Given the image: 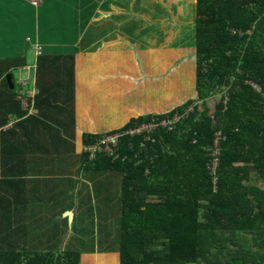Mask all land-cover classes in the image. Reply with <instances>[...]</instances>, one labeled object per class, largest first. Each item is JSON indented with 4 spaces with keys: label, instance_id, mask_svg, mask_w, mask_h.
<instances>
[{
    "label": "trees",
    "instance_id": "trees-1",
    "mask_svg": "<svg viewBox=\"0 0 264 264\" xmlns=\"http://www.w3.org/2000/svg\"><path fill=\"white\" fill-rule=\"evenodd\" d=\"M43 6L44 1L0 0L2 136L15 131L14 125L2 131L9 117L18 118V125L35 120L62 140L67 130L73 132L74 56L80 45L45 42L37 33ZM74 7L55 16L62 29L77 35L93 9ZM35 24L45 45L36 38L41 54L30 73L38 90L36 113L23 118L12 71L27 65L33 44L27 31ZM46 25L51 28V22ZM193 33L194 98L167 113L141 115L120 128L82 137L90 145L109 133L180 116L170 130L122 136L111 156L82 154L83 167L102 177L106 188L114 185L104 230L112 236L119 264H264V189L249 182L264 185V0H194ZM214 96L210 112L208 99ZM18 163L13 153H0V167ZM9 238L0 237V264H80L78 249L22 252Z\"/></svg>",
    "mask_w": 264,
    "mask_h": 264
},
{
    "label": "crops",
    "instance_id": "crops-1",
    "mask_svg": "<svg viewBox=\"0 0 264 264\" xmlns=\"http://www.w3.org/2000/svg\"><path fill=\"white\" fill-rule=\"evenodd\" d=\"M70 4L75 3L66 5ZM116 4L114 0H100L95 7L108 11ZM74 9L81 10L79 5ZM84 22L76 41L80 46L74 64L73 132L67 130L66 140H62L55 138L51 130L40 129L35 120L18 125V118L14 117H9L8 124L2 127V131H7L14 125L15 131L0 135V153H13L19 163L15 167H0V237H10L15 250L22 252L56 254L65 249H78L80 264H119L112 236L104 230L108 199L113 204L114 185L110 183L106 188L102 177L83 167L82 154L87 145L83 144L82 137L84 133L100 134L117 129L128 121L127 115L119 120L114 117L111 106L114 102L126 104L129 90L122 92L118 85L115 67V64L118 67V50L114 47L106 52L100 50L106 41L118 43L115 28L111 23L95 24L94 35L87 36L90 23ZM129 29L127 26L128 38H135V31L129 32ZM26 67L28 60L22 68ZM14 91L26 111L23 118L35 114L36 85L18 84ZM3 99L0 96V101ZM131 100L126 109L132 107ZM57 117L53 116L55 120ZM93 233L94 244L89 247L81 248L72 241V234L78 240H84V235L89 240Z\"/></svg>",
    "mask_w": 264,
    "mask_h": 264
},
{
    "label": "rangeland",
    "instance_id": "rangeland-1",
    "mask_svg": "<svg viewBox=\"0 0 264 264\" xmlns=\"http://www.w3.org/2000/svg\"><path fill=\"white\" fill-rule=\"evenodd\" d=\"M29 1L36 5L44 1L45 11L39 10V31L36 29L37 24L27 31L33 41L31 48L29 45L26 51L28 67L22 68L21 71H12L15 86L21 82L35 84L34 77L32 76L30 80L29 76L37 54L34 48L36 38L38 40L37 31L46 40L45 42L52 45L63 41L74 45L78 40L79 32L76 35L71 28L63 27L62 29L61 21L55 16L57 11L64 10L68 7L66 4L71 2L75 3L74 6L79 5V10L85 4H89V8L93 9L88 18L91 31L87 36L94 35L96 27L93 25L102 26L109 23L113 25L118 34V43H115L117 40L106 41L100 50L106 52L110 47L118 50V67L115 64L118 85L122 92L129 90L127 95L132 98L131 103L133 101V104L131 108L126 109L130 98H127L126 104L112 103L114 117H118L119 120L125 115L129 117L128 119H132L146 114H163L181 105L187 99L195 97L194 0H114L117 3L116 7L108 11L95 7V3H100V0ZM46 20L51 22L50 29L46 25ZM66 24L75 25L76 23L68 21ZM127 26L130 28L129 32L135 31V38H128ZM91 47L95 49L96 46ZM50 51L52 49L48 52ZM20 77L21 80L18 82ZM217 99L218 96L208 99L210 112L213 111ZM23 102L25 104L24 100ZM249 182L259 189H264L261 181L252 179ZM86 238L84 235V240H78L76 234H72V241H76L81 248L94 244L95 233L89 240Z\"/></svg>",
    "mask_w": 264,
    "mask_h": 264
},
{
    "label": "built area",
    "instance_id": "built-area-1",
    "mask_svg": "<svg viewBox=\"0 0 264 264\" xmlns=\"http://www.w3.org/2000/svg\"><path fill=\"white\" fill-rule=\"evenodd\" d=\"M35 52H37V54L35 56H38L41 54V46L39 45V43L35 44ZM35 68V66L33 67ZM22 68H20L18 71H21ZM29 71V69H28ZM30 77V76H29ZM21 80V77L19 78L18 82ZM18 84H26V83H18ZM191 109V108H189ZM180 118V116L178 114H175L172 118L170 119H162L160 120V122L157 123H143L140 126H138L135 129H129V130H124V131H118V132H114V133H109L103 136H100L99 138L95 139V141L90 144L87 145L84 148L85 152L89 153L90 157H95L98 154L101 153H107L109 156L113 155V147L116 146L120 140V138L124 135H134V134H138L140 132H146L149 133L151 130H153L156 127H165L168 130H170L172 128V124H174L178 119ZM149 139V137L147 138ZM216 144V142H215ZM213 156H217L218 155V148H216V150L213 151ZM217 159L214 158L212 161V166H211V170H214V165L216 163Z\"/></svg>",
    "mask_w": 264,
    "mask_h": 264
},
{
    "label": "water",
    "instance_id": "water-1",
    "mask_svg": "<svg viewBox=\"0 0 264 264\" xmlns=\"http://www.w3.org/2000/svg\"><path fill=\"white\" fill-rule=\"evenodd\" d=\"M7 81H8V83L10 84V81H11V75H8L7 76ZM10 87H12V85H9ZM68 218H69V220H71V213L70 212H68Z\"/></svg>",
    "mask_w": 264,
    "mask_h": 264
}]
</instances>
